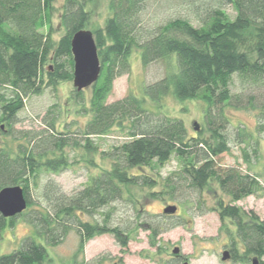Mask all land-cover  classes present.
Listing matches in <instances>:
<instances>
[{"label":"trees","instance_id":"16d2710c","mask_svg":"<svg viewBox=\"0 0 264 264\" xmlns=\"http://www.w3.org/2000/svg\"><path fill=\"white\" fill-rule=\"evenodd\" d=\"M148 1L110 0L105 26L91 31L101 73L91 86L92 118L82 132L85 149L94 152L97 148L89 138L105 135L115 125L127 130L129 140L113 148L107 155L112 161L110 170L93 177L83 190L67 196L50 181L43 188L42 203H35L31 185L38 186L43 172L60 174L69 165L65 150L72 146L71 138L66 137L70 132L57 133L54 122L46 123L47 129L40 132L17 131L15 125L31 96L74 79L72 39L79 31L88 30L91 14L81 0H63L60 25L66 34L56 43L52 28L57 0H0V132L14 136L16 142L23 141L15 150L0 148V191L20 186L27 200L26 212L21 215L0 216V231L7 221L13 225L18 218L26 219L34 230L20 248L1 256L0 264H42L48 259V247L61 244L72 228L83 245L110 234L122 248H128L133 228L113 224L114 204L124 198L125 187L155 186L157 182L143 170L164 166L172 157L184 163V181L192 189L202 190L215 181L233 202L255 194L256 177L219 167L216 159L230 150L231 140L225 133L231 123L228 108H257L264 116V102L257 107L246 90L232 91L234 76L242 86L264 88V0H192L187 17L146 29L142 16ZM229 6L234 17L226 12ZM134 53L140 54L144 67L165 61V76L143 85L140 93L129 91L125 98L108 104L115 80L130 73ZM77 94L85 102L83 93ZM169 95L205 103L209 139L189 137L182 120L147 106L149 101L158 106ZM243 133V129L237 131L240 144ZM244 157L246 160L249 155L244 152ZM178 186V181L168 183L170 196L180 190ZM34 206L37 208L30 211ZM222 208L228 210V205ZM97 212H103V222L96 218ZM227 213L237 227L238 243L246 246L242 254L236 248L235 261L250 256L262 260L264 220L254 217L245 222V216L235 208ZM84 216L94 221L85 222ZM181 225L176 215H159L149 219L144 229L156 239ZM237 240L233 238L236 247ZM151 243L156 244L154 240Z\"/></svg>","mask_w":264,"mask_h":264},{"label":"rangeland","instance_id":"374dc122","mask_svg":"<svg viewBox=\"0 0 264 264\" xmlns=\"http://www.w3.org/2000/svg\"><path fill=\"white\" fill-rule=\"evenodd\" d=\"M81 1L91 14L88 30L103 28L110 16V0ZM62 4L63 0H57L55 5L52 30L56 43L66 34L60 25ZM191 5L192 0H149L142 16L144 27L152 29L170 19L187 17ZM226 12L235 16L231 6L226 7ZM166 68L165 61L144 67L140 54L134 53L131 56L130 73L115 80L108 104L125 98L129 91L140 93L143 85L161 80L166 74ZM44 79L48 81L46 75ZM233 79L232 91L239 93L246 90L254 97L255 106L260 107L264 102V88H247L249 85L242 86L238 76ZM78 92L73 80L61 81L56 89L47 88L41 95L31 96L19 113L18 123L15 125L17 131L40 132L47 129L46 123L54 122L57 133L70 132L66 137L69 136L72 143L65 150L69 159L67 169L60 174L43 172L38 186L31 185L30 195L35 203H42L43 188L50 181L56 183L67 196H74L83 190L93 177L110 170L112 161L107 155L113 148L129 140L127 130L123 131L115 125L105 135L91 136L89 139L97 149L88 152L82 132L92 118L89 103L92 89L89 87L80 91L85 102L79 100ZM147 106L156 112L160 108L165 115L182 120L189 137L209 139L210 134L204 120L205 103L197 100L181 101L169 95L158 106L150 101ZM260 113L259 109L252 107L228 108L227 116L231 123L226 126L225 133L231 140L230 150L216 159L219 167L235 168L243 174L256 177L254 195L233 202L215 181L206 183L202 190L192 189L184 181L187 180L184 163L172 157L164 166L143 170L144 174L154 178L157 182L155 186L125 187L124 198L114 204L113 224L133 228L128 248H122L110 234L97 236L83 245L80 235L72 228L61 244L48 247V259L42 264H161L167 261L177 264H253L255 260L258 264H264V258L259 260L255 256L235 261L236 248L242 254L246 246L238 243L237 227L231 218L225 216L228 215L229 208H235L245 216V222H251L254 217L264 220V116ZM196 125L199 131L195 129ZM242 129L244 142L240 144L236 135ZM22 142H16L14 136L0 132V148L15 150ZM76 142H79V146H74ZM244 152L249 155L246 160ZM173 181H178L180 190L170 196L166 187ZM223 205H228V210H224ZM169 206L177 207L175 215L182 220V225L152 239L150 232L144 227L149 219L165 215L163 212ZM35 208L37 206L29 210ZM138 213L142 216L138 217ZM96 218L103 222V212H97ZM82 219L85 222L94 221L91 216H84ZM6 223L0 231V257L20 248L25 239L34 235V230L26 219L18 218L13 225L10 221ZM139 224L144 226L139 228ZM233 238L234 241L237 240V247ZM153 240L156 242L155 246L151 243ZM176 248L179 249V255L173 253ZM226 251L230 257L224 261L223 254Z\"/></svg>","mask_w":264,"mask_h":264},{"label":"water","instance_id":"95a60500","mask_svg":"<svg viewBox=\"0 0 264 264\" xmlns=\"http://www.w3.org/2000/svg\"><path fill=\"white\" fill-rule=\"evenodd\" d=\"M71 45L74 57L73 84L77 91L80 92L98 81L101 73V63L95 38L91 31L81 30L76 33ZM195 129L199 130L198 125L195 126ZM26 209L27 200L22 187H9L0 191V215L3 218H14L21 215ZM163 213L165 215H175L177 207L169 206ZM173 253L174 255H179V249L176 248ZM229 257V252H224L223 260L226 261ZM253 264H258V262L255 260Z\"/></svg>","mask_w":264,"mask_h":264},{"label":"flooded vegetation","instance_id":"af4514ba","mask_svg":"<svg viewBox=\"0 0 264 264\" xmlns=\"http://www.w3.org/2000/svg\"><path fill=\"white\" fill-rule=\"evenodd\" d=\"M0 216H2V215H0ZM3 217V216H2ZM182 263V262H181Z\"/></svg>","mask_w":264,"mask_h":264}]
</instances>
